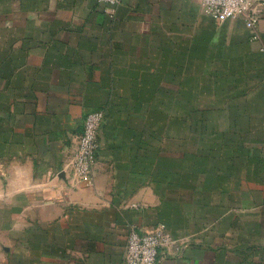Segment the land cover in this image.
I'll list each match as a JSON object with an SVG mask.
<instances>
[{"label":"crops","instance_id":"1","mask_svg":"<svg viewBox=\"0 0 264 264\" xmlns=\"http://www.w3.org/2000/svg\"><path fill=\"white\" fill-rule=\"evenodd\" d=\"M0 0V264H264V9ZM104 110L91 177L75 168Z\"/></svg>","mask_w":264,"mask_h":264},{"label":"built area","instance_id":"2","mask_svg":"<svg viewBox=\"0 0 264 264\" xmlns=\"http://www.w3.org/2000/svg\"><path fill=\"white\" fill-rule=\"evenodd\" d=\"M115 12L121 0H97ZM206 13L217 22L242 20L258 41V25L263 14L264 0H202ZM105 120L104 110L90 112L85 117L84 129L78 142L75 168L80 176L91 177L99 152V135ZM169 241L164 225L151 234H140L132 230L129 235L124 264H160V250Z\"/></svg>","mask_w":264,"mask_h":264}]
</instances>
